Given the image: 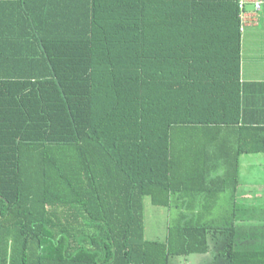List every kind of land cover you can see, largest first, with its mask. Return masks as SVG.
<instances>
[{"label": "trees", "instance_id": "1", "mask_svg": "<svg viewBox=\"0 0 264 264\" xmlns=\"http://www.w3.org/2000/svg\"><path fill=\"white\" fill-rule=\"evenodd\" d=\"M240 15L239 0H0V264L208 251L219 194L237 190L243 155L264 154ZM180 193L189 214L146 239L144 198Z\"/></svg>", "mask_w": 264, "mask_h": 264}, {"label": "rangeland", "instance_id": "2", "mask_svg": "<svg viewBox=\"0 0 264 264\" xmlns=\"http://www.w3.org/2000/svg\"><path fill=\"white\" fill-rule=\"evenodd\" d=\"M250 5H246V10H255L254 6ZM256 12L257 19L250 24L249 20H246L242 35V61L246 64L248 72L252 69L260 70V66L264 69V8L261 13ZM241 158L242 191L246 195H243L244 199L240 207L232 206L230 202L232 190L221 193L222 199L217 206H213L212 217H208L213 219L212 225H218V229H221L216 231L214 226V230L210 231L208 251L187 257L170 256L169 264H231L219 253L225 254L230 243L234 249L237 248L236 244L239 241L244 243L242 248L244 250L264 247V195H262L264 193V154L243 155ZM189 197L185 193H180L173 205L169 207L155 206L149 197H145L146 239L163 241L167 236L168 228L180 222L182 213L189 214L187 212L190 208ZM199 201L197 199L195 204L200 203ZM201 209L200 206L197 207V210Z\"/></svg>", "mask_w": 264, "mask_h": 264}, {"label": "crops", "instance_id": "3", "mask_svg": "<svg viewBox=\"0 0 264 264\" xmlns=\"http://www.w3.org/2000/svg\"><path fill=\"white\" fill-rule=\"evenodd\" d=\"M250 6H252V4ZM263 8H264V4H263L262 9L260 10V13L263 11ZM257 17H258V15H257V12L255 10H252V11L246 10L245 18H246L247 21L249 20L248 21L249 24L252 21H255L257 19ZM241 78H242V81H244V82H264V69H262V67L260 66V70L252 69V70H249V72H248L247 69H246V64H244L243 61H242ZM241 160H242V158H241ZM241 165H242V162H240V183H239V186H238L237 190L235 192H232V194L230 195V197H231L230 198V202H231L232 206H238V207H240V204L242 203V200L244 199L243 195L244 196L246 195L242 191L243 178H242V175H241ZM222 194L220 195V197L218 198V200L216 201L214 206H217L219 204L220 200L222 199ZM262 195H264V193H262ZM223 201H226V200L223 199ZM215 226H217V225H215ZM216 229H217L216 231H220V229H218V227H216ZM236 246H237V248H235V249L239 250V251H264V247H260V249L244 250V249H242L243 246H244V243H242V241H239L236 244ZM260 246H261V243H260ZM219 253L221 254L222 257L225 256L226 261H229V259L227 258V256L224 253L223 254L221 252H219Z\"/></svg>", "mask_w": 264, "mask_h": 264}, {"label": "built area", "instance_id": "4", "mask_svg": "<svg viewBox=\"0 0 264 264\" xmlns=\"http://www.w3.org/2000/svg\"><path fill=\"white\" fill-rule=\"evenodd\" d=\"M247 4H252L255 8V11H258L261 9V7L264 4V0H239V8L241 11V19H242V25H241V32L244 31V25L246 23V5Z\"/></svg>", "mask_w": 264, "mask_h": 264}, {"label": "water", "instance_id": "5", "mask_svg": "<svg viewBox=\"0 0 264 264\" xmlns=\"http://www.w3.org/2000/svg\"><path fill=\"white\" fill-rule=\"evenodd\" d=\"M0 218H1V215H0Z\"/></svg>", "mask_w": 264, "mask_h": 264}]
</instances>
